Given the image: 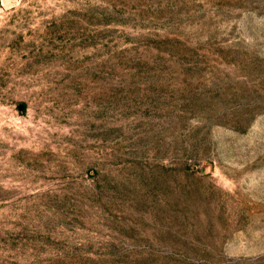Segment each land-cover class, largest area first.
<instances>
[{
    "label": "rangeland",
    "instance_id": "1",
    "mask_svg": "<svg viewBox=\"0 0 264 264\" xmlns=\"http://www.w3.org/2000/svg\"><path fill=\"white\" fill-rule=\"evenodd\" d=\"M0 264H264V0H0Z\"/></svg>",
    "mask_w": 264,
    "mask_h": 264
}]
</instances>
